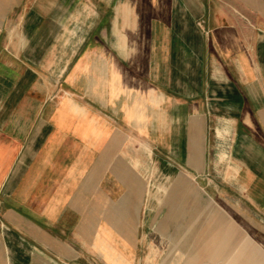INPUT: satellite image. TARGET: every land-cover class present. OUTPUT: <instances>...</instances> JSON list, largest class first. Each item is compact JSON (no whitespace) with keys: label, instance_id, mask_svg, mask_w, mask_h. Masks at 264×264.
Masks as SVG:
<instances>
[{"label":"crops","instance_id":"crops-1","mask_svg":"<svg viewBox=\"0 0 264 264\" xmlns=\"http://www.w3.org/2000/svg\"><path fill=\"white\" fill-rule=\"evenodd\" d=\"M89 257L264 264V0H0V264Z\"/></svg>","mask_w":264,"mask_h":264},{"label":"rangeland","instance_id":"rangeland-1","mask_svg":"<svg viewBox=\"0 0 264 264\" xmlns=\"http://www.w3.org/2000/svg\"><path fill=\"white\" fill-rule=\"evenodd\" d=\"M174 206H175V203H168L167 204V206L165 207V208H163L162 209V216H165V215H170V214H175V208H174ZM171 208H173L172 210L173 211H171ZM184 209H185V215L187 214V209H189L188 207H187V203H185V207H184ZM185 226H187V227H189L188 225H185ZM147 227H149V226H147ZM156 228H159V224H152V230L153 231H155V229ZM141 230L143 231L144 230V226H143V224L141 225ZM169 230H171L170 228H169ZM185 232H186V229H185ZM159 242L160 241H157V244H158V246H159ZM163 242V244H162V248L163 249H167L165 252L167 253V254H165L163 257H164V259L165 260H167V262H175V257H173V259H172V252H174L175 250L173 249V251H172V246L170 245V241H162ZM175 248V247H174ZM174 255V254H173ZM155 259V256H152L150 259H148V262L150 263H156V262H158L157 260H154ZM88 261H89V264H90V262L91 263H93L94 264V262L91 260V258L89 257L88 258ZM141 264H143V263H141Z\"/></svg>","mask_w":264,"mask_h":264}]
</instances>
